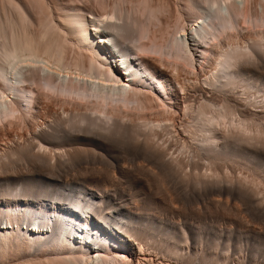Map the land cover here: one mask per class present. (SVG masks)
I'll return each instance as SVG.
<instances>
[{
    "label": "bare ground",
    "instance_id": "bare-ground-1",
    "mask_svg": "<svg viewBox=\"0 0 264 264\" xmlns=\"http://www.w3.org/2000/svg\"><path fill=\"white\" fill-rule=\"evenodd\" d=\"M104 1L97 2L96 7H102L99 12L85 7L82 0H0V127L20 123L22 119L28 126L23 130L26 134L19 129L21 138L26 137L25 144L14 145L15 140L14 146L0 156V264H144L152 262L148 256L153 253L166 254L164 258L176 255L186 264H209L210 260L213 261L210 264L216 260V264H231L236 254H244L239 237L243 233L236 235L231 229L222 232L219 239L227 242L222 262L217 259L220 256L212 260L213 254L198 261L197 253L180 251L181 241L188 242L184 229L178 235L163 227L165 220L162 222L159 214L142 215V211L146 213L145 206L136 210L131 209L132 205L118 204L117 191L110 190L111 183L107 189L109 186L101 182L100 174L95 175L97 189L86 183L62 180L63 175L58 174L110 169L116 174L115 171L130 175L134 167L143 165L147 159L166 174L179 170L182 176L175 171L171 173L176 174L173 175L176 179L179 174L178 180H189L187 176H192L184 172L185 178L182 170H194L190 180L196 174L206 177L205 180L197 175L196 181L193 179L199 186L212 183L221 187L222 178L234 172L236 166L257 168V173L258 169L264 171V0H179L173 9L170 0H136L138 4L134 8L130 4L131 10L123 6L124 0L111 4ZM200 74L204 77L200 87L191 84V79ZM185 79L190 80L191 86L199 87L200 99L203 98L196 111L189 107L192 100L186 99L189 83ZM198 79L194 80L199 82ZM239 88L250 96L249 101L239 99ZM252 93L256 97L252 98ZM50 98L52 102L61 100L63 106L67 101L75 102L80 109L77 111L75 107V112L70 113L67 106V109L59 106L63 107L62 114L52 113ZM175 104L184 115L189 110L196 113L192 120H196L195 125L188 124L190 121L188 125L184 123L192 140L189 148L194 149L196 156L185 157L190 161L177 157L180 155L174 157L176 145L173 147L176 153L171 150L173 141L170 143L168 136L172 117H153L156 114L163 117L168 110L172 113ZM132 111L137 113L136 117L127 114ZM222 125L229 132H224L227 129H222ZM190 139L182 140V146ZM186 151L177 154L186 155ZM20 164L29 165L31 171L26 173L31 174L11 175ZM227 165L234 171L228 169V173ZM204 166L214 174L204 171L201 174ZM138 169L141 173L142 168ZM219 169L227 173L221 176ZM262 173L259 174L263 177ZM240 175L237 174L236 180L230 175L234 182L226 177L228 187L230 182L238 187L235 182L243 179L246 184L249 176L240 179ZM258 178L253 179L256 185ZM160 179L163 182V177ZM253 180L247 184L253 182L255 186ZM244 181L239 184L242 186ZM247 184L241 190L253 186ZM76 190L84 196L67 198V192ZM229 192L231 195L232 191ZM261 194L258 193L263 199ZM258 195L252 196L253 199ZM47 198L61 203L48 205ZM260 199L257 201L262 203ZM259 202L261 210L264 204ZM105 205L109 213H105ZM121 213L126 215L125 220L117 217ZM211 245L218 250L221 244L216 240ZM248 260L244 258L238 263L249 264Z\"/></svg>",
    "mask_w": 264,
    "mask_h": 264
},
{
    "label": "rangeland",
    "instance_id": "rangeland-1",
    "mask_svg": "<svg viewBox=\"0 0 264 264\" xmlns=\"http://www.w3.org/2000/svg\"><path fill=\"white\" fill-rule=\"evenodd\" d=\"M83 2H82V4L86 7H92V9L93 10H97V11H99V10H101L102 9V7L101 6H98V7H96L97 6V2H98V0L96 1V5H94V1H92V0H82ZM92 1V2H91ZM104 1V0H103ZM105 1H107V0H105ZM104 1V2H105ZM111 1H114V0H109L108 2L111 4ZM129 0H124V7L126 8V10L128 9V10H131V8H134V7H136L137 5H135L136 3L138 4V0L136 1H130V2H128ZM177 1V2H176ZM178 1L179 0H170V2H169V4L172 6V9L173 8H175V7H177V4H179L178 3ZM100 2L101 1H99V3L98 4H100ZM172 2V3H171ZM109 3H108V5H109ZM128 3V4H127ZM174 3H175V6L173 7V5H174ZM107 4V3H106ZM122 4H123V1H122ZM127 4V5H126ZM133 6V7H131V5ZM91 5V6H90ZM93 5L95 6L94 8H93ZM131 7V8H130ZM102 11V10H101ZM101 11H99V12H101ZM167 17H168V15L169 14H165ZM166 16H164V19L166 18ZM167 19V18H166ZM171 65H173V64H171ZM172 67V66H171ZM190 76H191V74H189ZM190 76H186V77H188V79L190 78ZM200 76V77H199ZM198 77H191L192 79H191V84L194 82L195 83V85L196 84H200L203 80H204V77L202 76V78H201V74L199 75ZM196 78H199L198 80H199V82H197L196 80H194V79H196ZM188 79H185V82H186V84H187V82L189 83L187 86H186V90H188L187 92L185 91V96H186V99H187V101L188 102H190V100H192L190 103H189V107H193L194 109V111H196L197 110V106H199L200 105V103L202 102V100H203V98L202 99H200L201 97H200V91L198 90L199 89V87H200V85H199V87H197V86H195V85H192L191 86V84H190V82L189 81H187ZM200 79H202V80H200ZM197 82V83H196ZM193 83V84H194ZM202 84V83H201ZM191 86V87H190ZM195 87V88H194ZM198 88V89H197ZM191 89H193V90H191ZM240 89V90H239ZM238 90H239V92H238V94H237V96H241L239 99H244L243 101H249V100H247V99H250V96L247 94H245L244 95V92H242V90H243V88L241 89V88H239ZM195 90V91H194ZM198 93H197V92ZM191 94H190V93ZM200 93V94H199ZM241 93V94H240ZM196 94V95H195ZM253 94V93H252ZM254 95V94H253ZM189 96V97H188ZM195 96H197V97H195ZM258 96V95H257ZM199 97V98H198ZM248 97V98H247ZM254 97H256L255 95L254 96H252V98H254ZM196 98V99H195ZM47 99V98H46ZM51 99V98H50ZM50 99H49V101H50ZM190 99V100H189ZM200 99V100H199ZM52 100L53 99H51V102H52ZM56 99H54V101L49 105V109H51V111H52V113H58V114H62L61 112H62V108L64 107V108H66V106H67V110L70 112V113H72V112H75V110H77L78 111V108L80 109V105H78V106H76V103L75 102H73L72 104H71V102H70V104H69V102L67 103V102H63L65 105L63 106V105H61L62 104V101L60 100H56L57 101V103H56V101H55ZM198 101H200V102H198ZM217 101V100H216ZM216 101H214V102H216ZM193 102V103H192ZM48 99H47V101H46V104L48 105ZM61 103V104H60ZM67 103V104H66ZM75 103V104H74ZM191 103H192V105H191ZM73 104L75 105L74 106V108H73ZM193 104H195V106L193 105ZM199 104V105H198ZM72 105V107L70 108V106ZM54 106V107H53ZM59 106H63V107H59ZM75 107H76V109H75ZM56 108V109H55ZM57 108H58V110H57ZM175 110V112H174V110ZM179 108V109H178ZM62 109V110H61ZM72 109H73V111H72ZM75 109V110H74ZM83 109V110H82ZM171 109L173 110L172 111V113H170L171 111L170 110H168L167 112H168V114H167V112H165V114L163 113V117H162V115L160 116V115H157L156 114V116L155 115H153V117H160V118H166V117H168L169 115V117H172V118H174V121H173V119L171 118V121L172 122H170L169 124H170V130H172L171 132H170V135L168 136V138L170 137V139H169V141H170V143H171V140L173 141L172 142V144H171V150H173V152L174 153H176V151H174L176 148H177V153H179V152H181V151H183V153L186 151V150H190V144L192 143L191 141V139L190 138H188V134L185 132V129L184 128H186L187 126L186 125H188V124H192V123H194V122H196V120L193 122L192 120L194 119L193 117H195V114L196 113H194V112H192V111H187V117H185L186 115H184V112L182 111V109L180 108V107H177V105L175 104L174 106H172L171 107ZM190 109V108H189ZM55 110V111H54ZM177 110V111H176ZM192 110V109H191ZM57 111V112H56ZM59 111H60V113H59ZM80 111V110H79ZM81 111H84V107L82 108V106H81ZM176 112H178V113H176ZM190 112L192 113V114H190ZM170 113V114H169ZM176 113V114H175ZM188 113H189V115H188ZM57 114V115H58ZM127 114H131V116L133 115V117H136L135 115L137 114H134L133 113V111L132 112H128ZM193 114H194V116H193ZM56 115V114H55ZM165 115V116H164ZM168 115V116H167ZM191 115H192V117H191ZM130 116V115H129ZM130 116V117H131ZM174 116V117H173ZM179 118H178V117ZM176 118V119H175ZM186 119V120H185ZM23 120V119H22ZM19 120V122L20 123H17L16 122V124L14 123V124H12V123H10V125H9V123H5L6 124V127H0V156L3 154V153H5L6 152V150L8 151L9 150V148L10 147H13L14 145H16V144H25V139L24 138H26V137H24L25 135H23V138H21L22 137V135H20V134H22V133H20V132H25V134L27 133V131H23V130H27V123H25L26 121L25 120ZM25 121V122H24ZM186 121V122H185ZM188 121H190L189 123H188ZM181 122H183L182 123V125H181ZM22 123L24 124V125H22ZM172 123H174V124H176V125H172ZM184 123H186V125L184 124ZM188 123V124H187ZM4 124V125H5ZM19 125V126H16V125ZM26 124V125H25ZM196 123H194V124H192V125H195ZM11 125H13V127L11 126ZM172 125V126H171ZM184 125V126H183ZM190 125L188 126V127H190ZM1 126V125H0ZM11 126V127H10ZM26 128H25V127ZM176 126V127H175ZM224 125H222V129H227V131L225 130H223L224 132H229L228 130V128L226 127V125H225V127H223ZM173 128V129H172ZM194 128V127H193ZM15 129V130H14ZM18 129V130H17ZM19 129H20V132H19ZM22 129V130H21ZM184 129V130H183ZM18 132H17V131ZM185 133H184V132ZM174 132V133H173ZM182 132V133H181ZM11 133V134H10ZM17 135H16V134ZM177 133H179L180 134V136L177 134ZM18 134H19V137L21 138H19L18 137ZM166 135H168L167 134V132L165 133ZM164 134V135H165ZM185 134H187V135H185ZM163 135V137H164V139H165V137L166 136H164ZM201 134H198V138L200 137L201 138V136H200ZM187 138V139H185V141L182 139V138ZM20 139V140H18V139ZM167 138V137H166ZM167 138V139H168ZM180 138V139H179ZM23 139V140H22ZM178 139V140H177ZM188 139H190L189 141H187V144H185L184 146H182L183 145V142H186V140H188ZM15 140H17L16 141V143H15ZM166 140V139H165ZM179 140H181V142H182V140H183V142L182 143H179ZM2 141H3V143H2ZM176 141V142H175ZM175 142V143H174ZM12 143L14 144V145H12ZM177 143V144H176ZM179 143V144H178ZM9 144V145H8ZM174 144V146H172ZM175 145H176V148H173V147H175ZM181 145V146H180ZM180 146V147H179ZM187 147V149L184 151V150H180L181 149V147L183 148H186ZM179 147V148H178ZM3 148V149H2ZM8 148V149H7ZM173 148V149H172ZM179 149V150H178ZM171 150H169V151H171ZM192 150H194L192 147H191V150L188 152V151H186V155L184 154H175V156L174 157H176L177 155H180V156H177V157H180L181 158V156H183L184 158H182L183 160L185 159V161L187 160V161H190L191 159H186L187 158V156H188V158H191L192 156H193V158H194V156H195V152H193ZM179 151V152H178ZM173 152H170L171 153V155L173 156L174 155V153ZM188 152V153H187ZM173 153V154H172ZM182 153V152H181ZM192 153V154H191ZM193 153H194V155H193ZM192 155V156H191ZM191 156V157H190ZM186 157V158H185ZM192 158V159H193ZM195 158H196V156H195ZM194 158V159H195ZM193 159V160H194ZM144 160H146V161H144ZM143 161H144V163L142 162V159H141V161H140V164L141 163H143V165L141 164V165H139V167H140V169L142 168V171H141V173H140V170L138 169L139 167H134V170L132 171V173L130 174V175H124V174H122V173H120V172H118V171H115V172H117V174L116 173H114L113 171L114 170H111L110 171V169H104V170H102V171H100V172H97V171H95V173H94V171H79V170H70V171H62L61 173H59L58 175H63V176H61L62 177V180H67L68 182H70V183H72V182H74V183H77V182H80V183H78V184H85L86 183V185H88V186H92V187H95V189H97L96 188V185L97 184H95L96 183V177H95V175H99L100 174V177H101V182L102 183H106V186H109V188H107V189H110V183H111V186H112V189H110V190H115V191H117V195L115 196V197H117L116 198V202L118 203V204H120V203H124V204H129V206L130 205H132V206H130V207H132L131 209H138V207L141 209V210H143L145 207V209H146V213H144V211H142V215H146L147 213H148V215L150 214H152L151 216L152 217H154V216H157L158 214V217H159V219H161V221L163 222V220L162 219H164L165 221V223H163V227H165V229L166 228H171V232H173V231H176L177 232V234L178 235H182L183 233L181 232V229H184V231L186 232V237H187V239H188V242H187V240L186 241H181V248L182 249H180V251L181 250H183V252H188V250L190 251V253L192 252V254H195V253H197L196 254V258H200V259H197L198 261H201L202 260V258H204L205 256H210V254H213V256L214 257H212L211 259L212 260H216V258L217 257H221L222 255H224V253H226L225 251H226V246L225 245H227L226 243V241L224 240V239H219V237H220V235L222 234V232H226V231H230V229H231V231H233V232H235V234L236 235H238L239 233H243L242 235H243V240H242V235H239V237L241 238L240 240H241V245L243 244L244 246H242V249H243V247H244V254H245V256H243L244 254H236L234 257L236 258V256L240 259V255H241V260H243L244 258L245 259H250V260H248V263L249 264H259L258 262H260V264H264L263 262H264V247H263V249H261L262 248V246L264 245V243L262 242V241H264L263 239H264V206H261V210H260V206L258 207V202L259 201H257V200H259L260 198H261V196H259L258 195V193H262L261 195H262V197H264V181H262V179H264V171L262 170V169H258V172L259 173H262L261 175H263V177L262 176H260V174L259 173H257V168L255 169V168H252V167H247V168H245L243 165H239V166H242L240 169H241V171L238 169V167L236 166H233V167H235L234 168V170L236 171V173L237 174H241L242 175V173H243V176H238V177H241L240 179H243L242 177H247V176H249L250 178H251V180H253L254 178H255V181H256V178H258V182H257V185H256V182L254 181V183H255V186H254V184H252V183H249V184H252L253 186H251V185H249V184H247V181L248 182H250L249 181V177H248V180L246 179V184L247 185H249L248 186V188L250 189V190H252V191H255V193L253 194V193H251V191L247 188H245V189H243V190H241V188H243L244 186H246V184H245V179H243L241 182H243L244 181V183L242 184V186L240 185L241 184V182H239V180H238V178H237V180H238V182H235V184H238V187H237V185H235V187H234V185H233V182L236 180V177H237V174H235V171L234 170H230V168L231 169H233L232 168V166L231 165H227L228 166V168H226L225 170L227 171L228 169L230 170V171H234V172H230V175H232L233 177H234V179H231L232 177H230V175L228 174H226L227 172L226 171H222L221 172V170L219 171H217L218 173H220V174H222L221 176H224L223 175V173H225L226 174V176H224L225 177V179H226V177L228 178V176L230 177V178H228V179H230L231 181H233V182H230V187H228L229 186V183H228V179H224V177L222 178V183L224 184H222L221 185V187L220 186H216V184L214 185V184H212V183H205V184H207V186H205L204 187V185L205 184H201V185H203V187L202 186H199V184L197 183V182H195L196 181V178L195 177H197V175H198V177H199V175L200 174H196V176H195V174H194V178L193 179H195V181L192 179V180H190V178H192L193 177V173H194V170H188V171H190V172H186V170H182L183 172H181L182 174L185 172L186 174H190V175H192L190 178L187 176V175H184L185 176V178H186V176H187V179H189V180H183L182 178H181V174H180V172H179V170H178V172H177V170H169V171H171L170 172V174H169V171L167 172L168 174H166V173H164V170H160L159 168H157L156 166H153V164L152 163H150V161L149 162H147V159H144ZM146 164V165H145ZM150 164H152V165H150ZM25 166V167H24ZM146 166V167H145ZM203 166V165H202ZM226 166V167H227ZM229 166H230V168H229ZM18 168L17 169H14V170H16V171H13L12 173H11V175H20V174H28V175H30L31 173H26V172H29V171H31V167L29 166V165H25V164H23V167H22V164H20V166H17ZM143 167H144V169H143ZM148 167H150L151 168V170H149L148 171ZM243 167L245 168V169H243ZM146 168H147V170H146ZM153 168H155V169H157V172L155 171V169H154V171H153V173H151V171L153 170ZM200 168V167H199ZM199 168L197 169V170H199ZM202 168V167H201ZM200 168V169H201ZM207 169V167L206 166H204V170H200L199 172H201V174H202V172L203 173H205V172H208L209 173V170L207 169V171H205L206 169ZM225 168V167H224ZM238 169V172H237V169ZM250 168V169H249ZM20 169V170H19ZM30 169V170H29ZM222 169V168H221ZM251 170V172H253V173H255V171H253L254 169L256 170V175L255 174H253V173H251L252 175H250V173H249V170ZM22 170V171H21ZM109 170V171H108ZM138 170V171H137ZM146 170V171H145ZM223 170V169H222ZM243 170V171H242ZM245 170H247V172L245 171ZM262 170V171H261ZM80 172V174H79V172ZM144 171V172H143ZM148 171V172H147ZM160 171H162V173L160 172ZM165 171H167V170H165ZM172 171L174 172L175 171V173H179L181 176H180V178L182 179V180H178L179 179V174L177 175V177H178V179H176L175 177H176V174H174L173 173V175H175V177L171 174L172 173ZM195 171H196V169H195ZM70 172V173H69ZM73 172V173H72ZM86 172V173H85ZM93 172V173H92ZM105 172H107V176H106V173ZM138 172V173H137ZM154 172H156V173H154ZM196 172H198V171H196ZM195 172V173H196ZM228 172V173H229ZM241 172V173H240ZM63 173V174H62ZM68 173V174H67ZM85 173V174H84ZM88 173V174H87ZM112 173V174H111ZM212 173L214 174V171H212ZM212 173H209L210 175L212 174ZM69 174H70V176L72 177V178H74V179H71V177H69ZM75 174V175H74ZM113 174H116V175H113ZM143 174V175H142ZM144 174H146V175H144ZM148 174H149V176H148ZM151 174V175H150ZM155 174H157V176H155ZM163 174V175H162ZM164 174H165V177H167L168 178V176L167 175H169V177H170V175H171V178H166V180L164 179ZM206 174V173H205ZM209 174H207L208 176H209ZM219 174V175H220ZM233 174H235V175H233ZM258 174V175H257ZM10 175V176H11ZM64 175H66V176H64ZM93 175V176H92ZM106 177H105V176ZM110 176V178H109V176ZM112 175H113V177H112ZM142 175V176H141ZM152 175H154V177H152ZM159 175H160V178L161 177H163V182L164 181H166V182H164V186L166 187H161L163 184V182H161V181H159ZM67 176H68V178H70L69 180H68V178H67ZM121 176V177H120ZM139 176V177H138ZM149 178H148V177ZM173 176V177H172ZM204 176L205 175H203L202 174V176L200 175V177H203V179H205L206 180V177L204 178ZM220 176V177H221ZM255 176H257V177H255ZM86 177V178H85ZM103 177V178H102ZM117 177V178H116ZM135 177V178H134ZM142 177V178H141ZM143 177H144V179H143ZM146 177H147V179H149V180H147L146 179ZM197 177V178H198ZM67 178V179H66ZM83 178V179H82ZM93 178H95V179H93ZM113 178V179H112ZM115 178H116V180H115ZM128 178H130V179H128ZM157 178H158V180H157ZM77 179V180H76ZM86 179V180H85ZM98 179V178H97ZM107 179H109V180H107ZM112 179V180H111ZM120 179V180H119ZM152 179V180H151ZM157 180V181H155V180ZM175 179V180H174ZM72 180V181H71ZM104 180V181H103ZM114 180V181H113ZM161 180V179H160ZM169 182H168V181ZM205 180H204V182H205ZM225 182H227V183H225ZM76 181V182H75ZM94 181V182H93ZM138 181V182H137ZM147 181H148V183H147ZM150 181V182H149ZM155 181V182H154ZM159 181V182H158ZM180 181H182V182H180ZM189 183H188V182ZM195 183H197V184H194V182ZM140 182H142V185H141V183ZM160 182H161V185H160ZM93 183V184H92ZM113 183V184H112ZM152 183V184H151ZM153 183L155 184V186L153 185ZM158 183V184H157ZM203 183V182H202ZM240 183V184H239ZM94 184H95V186H94ZM132 184V185H131ZM209 184H212V186H210ZM225 184H228L227 186L225 185ZM151 185V186H150ZM186 185H189V186H186ZM156 186H159V189H158V187L157 188H155L154 189V187H156ZM213 186H216V187H213ZM240 186V187H239ZM114 187H116V188H114ZM118 187H119V189H121V190H119L118 189ZM153 187V188H152ZM213 187V188H212ZM224 187V189L222 190V189H220V188H223ZM234 187L235 189H236V191L234 190V188L232 189V188ZM254 188V189H257V191L256 190H254V189H251V188ZM171 188V189H170ZM215 188H218V189H215ZM227 188H229V189H227ZM141 189V190H140ZM144 189H145V191H144ZM153 189V190H152ZM166 189H168V190H166ZM214 189V190H213ZM238 189V190H237ZM240 189V190H239ZM261 190V191H259V190ZM159 190V191H158ZM162 190V191H161ZM166 190V191H165ZM213 190V191H212ZM216 190V191H215ZM219 190H221V191H219ZM232 191L231 193V195H230V192L228 193V191ZM244 190H249V191H247V193H243V191ZM76 191H77V193H76ZM76 191H71V192H67L66 193V196H68L67 198H74V200L76 199V198H78V196H80L79 194H81V196H84V194L82 195V193L80 192V190H76ZM118 191H120V192H118ZM124 191V192H123ZM126 191V192H125ZM153 191H157V193H155V192H153ZM210 191V192H209ZM218 191H219V193H218ZM223 191V192H222ZM235 191V192H234ZM241 192V195L243 196H240V192ZM56 192V191H55ZM146 192V193H145ZM151 192L153 193V194H151ZM165 192V194H163ZM167 192V193H166ZM169 192V193H168ZM234 192V193H233ZM237 192V193H236ZM160 193V194H159ZM222 193V194H221ZM228 193V194H227ZM239 193V194H238ZM256 193H257V195L260 197L259 199H257V197L258 196H256V198H255V200L253 199V197L252 196H255L256 195ZM71 194V195H70ZM121 194V195H120ZM219 194H221V195H223L222 197H220V195L218 196ZM253 194V195H252ZM70 195V196H69ZM73 195V196H72ZM132 195V196H131ZM145 195H147V196H145ZM152 195H154V196H152ZM163 195V196H162ZM171 197H170V196ZM230 195V196H229ZM233 195L236 197V200H235V197L233 198ZM138 196V197H137ZM152 196V197H151ZM159 196V197H158ZM229 196V197H228ZM237 196L239 197V199L237 198ZM54 197V196H53ZM125 197V198H124ZM135 197V198H134ZM146 197V198H145ZM173 197V198H172ZM232 197V198H231ZM123 198V199H122ZM166 198V199H165ZM223 198V199H222ZM241 198V199H240ZM172 199V200H171ZM221 199V200H220ZM253 199V200H252ZM262 199V198H261ZM260 199V200H261ZM47 200H48V202H47ZM47 200L45 201V203H47L48 205H50L49 203H53V202H55V201H57V203H61V202H59V200H57V199H52L53 201H50L51 199L50 198H47ZM119 200V201H118ZM153 200V201H152ZM263 200V202L261 203V201L259 202V205H261V204H264V198L262 199ZM68 201V200H67ZM132 202V203H131ZM255 202H257V204L255 203ZM67 202L65 201V204H66ZM137 205H135V204ZM156 205H155V204ZM224 203H225V205H224ZM256 204V206H255V204ZM149 206H147V205ZM158 204V205H157ZM133 205H134V207H133ZM139 205V206H138ZM173 205V206H172ZM227 205H230V206H227ZM106 206V205H105ZM104 206V211H105V213H109L108 211L106 212V210H109V209H107V206L105 207ZM145 206V207H144ZM156 206V207H155ZM224 206V207H223ZM232 206V207H231ZM137 207V208H136ZM226 207H229V208H226ZM143 208V209H142ZM148 208H150V209H148ZM151 208H152V210H151ZM256 209V210H255ZM261 211V213H260V211ZM156 212L155 214L154 213H152V212ZM255 212H256V215H255ZM257 212H259L258 214H257ZM112 215H114L115 214V212H112L111 213ZM122 214V215H121ZM120 215H117V217L119 218V219H121V218H123L124 220H125V218H126V215L124 214V213H121ZM261 214H263V215H261ZM125 215V216H124ZM149 215V216H150ZM258 215V216H257ZM260 216V217H259ZM121 217V218H120ZM157 217V218H158ZM161 217V218H160ZM169 221L171 222V225H170V223H169ZM166 222H168V223H166ZM166 224V225H165ZM181 224V225H180ZM177 225V226H176ZM245 225V226H244ZM176 226V227H175ZM179 227V228H178ZM181 227V228H180ZM183 227V228H182ZM114 229H116L117 230V228H114ZM240 231V232H239ZM242 231V232H241ZM246 231V232H245ZM257 231H259L258 233H257ZM181 232V233H180ZM263 232V233H262ZM244 233H245V235H244ZM253 233V234H252ZM256 233H257V236H256ZM246 234H247V236H246ZM259 234H260V237H259ZM253 235V236H252ZM255 236V237H254ZM248 237V238H247ZM258 237V238H257ZM263 238V239H262ZM253 239V240H252ZM190 240V241H189ZM216 240H218L219 241V243L221 244V245H219V249L218 250H215L214 248H213V246L211 245V244H213V242H215ZM260 240V241H259ZM203 241V242H202ZM258 241V242H257ZM186 242V243H185ZM242 242H244V243H242ZM248 242V243H247ZM261 242V243H260ZM195 243H196V245H195ZM231 243V246L232 247H235L234 245H235V243L234 242H230ZM230 243H229V245H230ZM199 244V245H198ZM247 244H248V246H247ZM257 244H259V246H257ZM263 244V245H262ZM256 245V246H255ZM262 245V246H261ZM194 246V247H193ZM197 246H199V247H197ZM212 246V247H211ZM185 247V248H184ZM223 247V248H222ZM225 247V248H224ZM250 248L249 250H247L246 248ZM258 247H260V248H258ZM197 248V249H196ZM185 249V250H184ZM213 249H214V252L212 253V251H213ZM257 249V250H256ZM225 250V251H224ZM260 250V251H259ZM219 251V252H218ZM223 251H224V253H223ZM251 251V252H250ZM182 252V253H183ZM195 252V253H194ZM216 252H218V253H216ZM250 252V253H249ZM151 255V256H150ZM149 256H148V259L150 258V260H152V262H150V261H148L147 263H144V264H179V263H181V264H186V262L185 261H182L181 262V258H179V257H177L176 255L174 256V258H172V256H170L169 257V255H167L166 256V258H164V256L166 255V254H162V255H160V253H153V254H150ZM157 255H160V256H157ZM218 255V256H217ZM157 258H156V257ZM242 256L244 257V258H242ZM252 256V257H251ZM153 257H154V259H153ZM176 257H177V259L178 260H176ZM216 257V258H215ZM217 258V259H220L219 260V263L220 262H222L223 260H224V256H222L221 258ZM152 258V259H151ZM156 258V259H155ZM234 258V261H233V259H230V261H233V262H230L231 264H235L234 262H236V264L239 262V261H241V260H239L238 259V262H237V258L235 259ZM179 259H180V261H179ZM255 259V260H254ZM258 261H257V260ZM254 262L255 261V263H252V261ZM262 260V261H261ZM217 261V260H216ZM215 261V264L217 263ZM160 262V263H159ZM210 262H212L213 263V261H211L210 260ZM210 262H209V264H210ZM225 262V261H224ZM251 262V263H250ZM211 263V264H212ZM196 264H198V263H196ZM221 264V263H220ZM222 264H223V262H222ZM225 264V263H224ZM239 264V263H238Z\"/></svg>",
    "mask_w": 264,
    "mask_h": 264
}]
</instances>
